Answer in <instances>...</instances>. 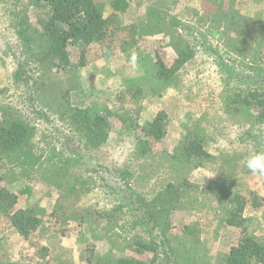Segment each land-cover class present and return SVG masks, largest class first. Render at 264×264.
Returning <instances> with one entry per match:
<instances>
[{
	"label": "rangeland",
	"instance_id": "1",
	"mask_svg": "<svg viewBox=\"0 0 264 264\" xmlns=\"http://www.w3.org/2000/svg\"><path fill=\"white\" fill-rule=\"evenodd\" d=\"M128 1V10L119 13L120 24L140 29L146 21V6L150 2ZM173 1L175 4L167 9V21L180 20L182 33L187 36L189 25L195 21L189 12L215 10L214 4L206 0ZM112 2L98 1L105 15L113 12ZM23 4L28 9L29 21L40 31L49 17L48 8L42 4L36 6L31 0H24ZM237 8L243 14L255 12L256 18L264 20V1L252 7L249 2L239 0ZM4 9L0 3V109L12 106L15 115L33 127L31 142L43 160L55 155L64 164L69 159L81 188L78 196L73 194L63 199L58 190L37 181L40 172L35 176L36 181L24 180L31 185L32 193L22 204L35 209L44 221L37 233L40 243L31 248L14 230L0 229V247L10 255L2 258L1 264H87L86 256L97 264H114L118 258L127 256L152 260L154 253L157 254L154 264H175L177 259L189 264L193 262L189 261L193 255L191 245L196 246L197 252L200 247L206 250L207 262L197 264H225L240 231L226 225L223 204L216 200L211 186L221 160L194 168L180 153L177 163L170 161L172 153L185 145L197 127L202 130L204 147L210 153L229 151L237 158V168L231 172L234 189L248 200L251 193L261 197L262 207L249 206L245 217L252 234L264 239V174L253 173L247 167L250 157L264 154V126L255 124L246 113H235L238 104L230 101L235 94L244 97L253 90L264 93V65H252L228 53L207 35L203 46L206 51H198L192 59L188 58L173 73L172 84L164 89L165 85L154 78L155 66L146 62L160 59L166 67H174L179 60L178 49H182L180 41L176 40L172 46L171 38L167 41L165 35L159 34L133 42L125 50L114 44L108 58L98 59L86 54L83 59L85 46L79 41L73 42L69 46L71 66L46 75L44 85L52 83L49 89L68 91L74 106H94L110 117L113 110L131 113L139 108L136 117L141 125L160 114L167 120L163 139L147 146L139 129L128 131L114 117L108 141L95 150L86 147L82 136L56 114L47 120L36 113L39 108L30 101L34 99L31 83L35 80L31 78L25 86V80L15 75L23 70L34 74L32 55L26 51ZM198 27L196 31L204 34L206 28ZM138 87H142V93L138 99L131 100V90ZM156 88L163 90L162 93L153 92ZM2 124L0 116V127ZM137 139L141 140L137 142ZM141 147L148 150L144 157L137 153ZM120 172L123 177L118 175ZM21 179L23 175L14 173L8 182L14 187ZM181 179L194 184L196 191L191 192L192 199L188 195L181 200L170 218V228L165 227L162 235L161 229H153V224L148 223L145 206L165 192L170 183ZM202 188L211 190L203 192ZM229 203H224L227 210ZM186 226L191 227V233ZM148 242L155 244L154 252L140 246ZM42 245L49 248L45 254ZM201 254L204 253L201 251Z\"/></svg>",
	"mask_w": 264,
	"mask_h": 264
},
{
	"label": "trees",
	"instance_id": "2",
	"mask_svg": "<svg viewBox=\"0 0 264 264\" xmlns=\"http://www.w3.org/2000/svg\"><path fill=\"white\" fill-rule=\"evenodd\" d=\"M98 1L31 0V3L36 6L45 5L49 11L48 19L41 30L37 31L29 21L28 9L23 4L24 0H0L11 24L20 40L23 41L26 51L32 55L31 64L35 68L34 74L31 75L29 71L23 70L15 75L25 80L23 83L25 86L27 81L30 84L31 78L35 80L31 83L34 90L31 96L34 99L31 98L30 101L32 106L39 108L36 109V113L47 120L51 114H56L61 120L67 121L68 126L82 136L88 148L99 149L108 141V136L113 131L114 117L128 131L139 129L138 131L143 133L141 139L146 140L147 146L150 142H159L163 139L167 120L164 114H160L149 123L141 125L136 117L140 112L139 108H135V112L131 111V113L129 110L125 113L113 110L110 117L108 114H102L100 109L94 106L86 108L74 106L70 103L68 91L53 87L49 89L48 85L52 83L44 85L46 75L71 66L69 46L75 41L85 46L81 56L83 59L85 54L86 57L96 59L102 56L108 58L115 45H121L125 50V47H132L133 42L159 34L165 35L167 41L171 38L173 41L169 44L172 46L176 44V40L180 41L182 49H178L179 60L174 67H166L160 59L153 58L146 62L155 66L154 78L165 85L164 89L172 84L173 73L188 58L192 59L198 51H206L203 46L207 38L220 43L228 53L248 60L252 65H264V20L256 18L255 12L241 13L237 8L239 0H206L214 4L215 10L203 9L202 13L195 10L193 13L189 12L195 20L193 25H189V36L182 33L180 20L172 18L167 21V9L171 4L172 6L175 4L173 0H148L150 3L146 6V21L140 29L138 26L120 24L119 13L128 10L130 7L128 0H113L111 5L113 12L109 15H105ZM244 1L249 2L253 7L264 0ZM198 25L206 28L204 34L196 31L199 28ZM185 36L187 37L183 39ZM141 88L131 90V100L139 98L142 93ZM162 91L160 88L153 89L156 94ZM230 101L238 104L234 109L235 113H246L255 124L264 126V93L253 90L244 97L235 94L234 97H230ZM0 116L3 122L0 127V229L10 228L31 248L37 247L40 243L37 233L44 221L36 214L35 209L27 206L26 203L22 204L32 193L31 185L25 184L24 180L36 181L35 176L40 172V180L37 181L52 186L60 192V197L67 199L73 194L77 196L80 194V179L73 171L69 159L62 164V160L56 159L55 155L43 160V156L36 153L31 142L33 127L23 119H19L12 106L1 108ZM203 136L200 127L193 129L185 145L172 153L173 157L170 161L177 163L180 155H185L186 161L194 168H201L217 159L221 160L219 167L217 166V178L211 182V186L213 185L216 200L223 204L222 212L225 214L226 225L240 231L239 237L229 249L225 264H264V239H259L252 234L248 226V218L245 217L249 206L255 209L262 207V199L258 194L251 193V198L248 200L241 192L234 189L235 181L231 172L237 168V158H234V153L229 151L213 155L204 147ZM143 148L137 151L140 157H144L148 152L146 148ZM42 160L43 163H41ZM14 173L23 175L21 184L18 183V186L22 185L20 188L13 187L8 182V178ZM118 175L123 177L121 172ZM196 188L185 179H181L178 183H170L165 192H162L150 205L145 206L147 221L153 224L152 228L161 229L163 235L165 227L170 228V218L178 209L181 200L188 195L189 199H192L191 192L196 191ZM202 190L208 192L211 189L202 188ZM60 201L61 199L58 200ZM227 201H230L228 210L225 206ZM184 228L189 233L192 232L191 227ZM195 241L199 242L198 239ZM135 244L139 245L138 242ZM152 244L153 242L143 245L140 243V246L146 251L154 252L155 244ZM45 246L42 245L44 254L49 250ZM190 248L193 250V255L189 256V261L193 262L189 264L207 262L206 250L203 247H200L198 252L195 245H191ZM177 251L179 252V249ZM201 251L204 254H201ZM9 256V253L0 247V264L2 258L6 259ZM156 258V253L152 260L139 256H127L118 258L114 264H154ZM85 260L87 264H97L88 256ZM175 264L183 263L177 259Z\"/></svg>",
	"mask_w": 264,
	"mask_h": 264
},
{
	"label": "clouds",
	"instance_id": "3",
	"mask_svg": "<svg viewBox=\"0 0 264 264\" xmlns=\"http://www.w3.org/2000/svg\"><path fill=\"white\" fill-rule=\"evenodd\" d=\"M247 167L253 173L264 174V154H258L250 157L247 162Z\"/></svg>",
	"mask_w": 264,
	"mask_h": 264
}]
</instances>
